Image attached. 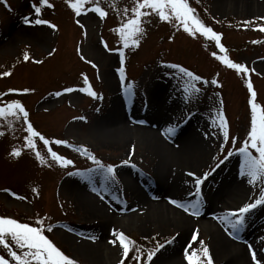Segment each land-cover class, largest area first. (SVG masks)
Wrapping results in <instances>:
<instances>
[{
	"label": "rangeland",
	"instance_id": "374dc122",
	"mask_svg": "<svg viewBox=\"0 0 264 264\" xmlns=\"http://www.w3.org/2000/svg\"><path fill=\"white\" fill-rule=\"evenodd\" d=\"M188 1L204 6L211 21V28L222 34L221 42L227 49L228 57L250 69L247 77L227 68L211 55L212 52L222 55L213 40L200 34L190 36L183 31L181 25L175 22H161L156 15L143 18L141 26L145 31L144 35L139 37L138 46L124 48L116 29L122 22L131 18L135 0H99V6L107 12L103 19L92 12L77 17L65 0H48L54 7H47L41 4L40 0H0V93H7L9 89L34 90L27 94L21 92L0 96V101L20 100L29 113V122L33 128L50 142L59 139L67 141L70 145L87 147L105 165H117L115 182L104 180L99 172L90 175L92 180L98 179L99 184L96 187L100 197L106 202L115 199L113 203L123 207L134 202L131 183L126 179L135 177L143 182L153 183L154 177L158 176L157 162L137 144L130 164L122 165L123 160L129 159L130 149L97 140L92 135L95 122L93 125L87 123L110 106L116 94L115 90H118L119 95L130 98V109L139 119L150 115L147 90L151 76L157 74V79L168 81V92L161 98L163 103L168 109H176L173 117L168 116L171 123L169 126L177 131L190 121V124L200 125L202 134L207 138L206 153L200 156L199 165L192 168V172L202 176L204 172L214 168L228 151L233 152V155L220 168L211 172L203 183L200 216L188 215L170 203L166 204L161 195L157 194L153 196L152 203L156 206L170 205L188 220L189 225L182 227L172 221L155 220L151 211L139 215L131 210L119 209L108 231L104 233L106 238L97 255L90 256L84 251L73 252L61 241L58 234L66 232L79 240L91 243L101 236L102 220L92 218L78 208L74 198L67 191L70 179L78 175L69 176L68 172L80 171L89 175L85 170L95 168V165L72 147L55 143L45 145L39 137L34 138V150L25 147L24 138L28 133L22 116L6 115L0 117V132L3 133L0 135V217L13 218L31 226H37V219H43L45 227L49 224L55 225L53 231H46L45 235L57 248L66 249V255L78 264H119L121 249L118 244L114 246L109 243L113 239V229L123 231L129 238L137 239L142 248L141 264L147 261L149 250L154 249L157 242L165 244V247L153 256L151 264H159L174 256L183 258V264H188L184 249L196 228L199 229V237L198 241L192 244V249H199V240L204 241L213 264H230L226 259L231 257L219 251V234L225 240L236 243V249L240 248L246 254L247 264H253L249 245L255 244L253 251L256 252L257 259L263 256L264 206L246 214L245 224L238 232H233L230 228L226 230V225L217 218L253 202L259 198L260 189L264 187L260 183L249 185L246 177L240 175L243 157L238 151L243 146L251 125L252 113L248 103L251 97L246 80L251 81L257 93L256 103L260 106L257 109L258 119L261 108H264V32L259 30L264 26V19H259L264 17V12L249 13L236 9L231 3L222 6L216 0ZM33 5L40 8L39 15ZM95 6L94 0L85 4L86 9ZM25 17L32 23H25ZM36 19L50 21L56 28L53 29L47 24L37 25L34 23ZM77 20L84 25L83 29L76 23ZM245 21L249 23L245 24ZM216 24L224 25L218 27ZM252 41L258 43L254 44ZM105 43L107 48L104 47ZM77 48L80 49L79 53ZM53 49L54 53L49 55ZM117 49H122L125 53L123 65L120 63ZM25 53L29 56L28 61L23 59ZM80 55H83L85 60H81ZM36 60L42 63H35ZM86 61H92L97 67L93 68ZM8 63L14 65L4 72H10L11 75L3 76V67ZM173 63L188 68L204 79H218L222 87L210 84L205 86L198 82L197 86L201 88V92L186 98L185 84L179 78L177 70L166 67ZM120 67L125 68L123 84L119 78ZM108 77L114 82H119V89L109 87ZM128 83L135 85L132 95L125 94L123 85ZM69 87L76 91L63 93V90ZM88 87L102 99H93L86 91H79ZM56 92L63 94L56 96ZM220 100L223 101L222 110L229 126L230 138L227 141L223 139L220 129L213 124L216 112L221 108ZM81 116L86 119H79ZM173 138L180 137L174 134ZM14 147L22 149V155L18 158L9 155ZM173 147H178V144H173ZM49 148L71 159L74 165L65 168L52 161ZM36 151L45 157L48 164L39 163L35 156ZM252 151L255 154L254 150ZM49 164L51 166H48ZM183 178L186 189L176 199L192 200L194 197L189 193L194 191L193 180L186 174ZM242 183L245 186L242 187ZM223 187L235 195L213 210L215 223L209 224L207 219L211 214L207 211V205ZM34 188L36 192H33ZM173 237V243L167 244L166 241L172 240ZM9 244L20 254L21 250L11 241ZM0 255L8 259L10 264H14L6 249L0 247ZM134 255L136 253L133 250L125 264H136L132 259ZM259 260L264 264V257Z\"/></svg>",
	"mask_w": 264,
	"mask_h": 264
},
{
	"label": "snow or ice",
	"instance_id": "6c2138e0",
	"mask_svg": "<svg viewBox=\"0 0 264 264\" xmlns=\"http://www.w3.org/2000/svg\"><path fill=\"white\" fill-rule=\"evenodd\" d=\"M41 4L46 5L47 7H54L48 3V0H40ZM68 7L75 13L77 17L87 14V12H92L98 14V16L103 19L107 16V12L99 6V0H94L96 3L95 7L85 8V4L89 0H65ZM34 10L37 15L40 14V8L33 5ZM127 15V9L125 10ZM156 15L159 17L161 22L168 23H177L183 27V31L190 36L195 37L197 34L202 35L205 38H210L215 41L216 47L219 49L222 55H217L216 52H212L211 55L215 57L216 60L220 61L229 69L235 70L237 73L241 74L242 77H247L250 73V69L243 63L233 62L227 55V49L221 43L222 34H218L213 31L211 27H207L204 23L195 15V10L189 6L188 0H135V6L131 9V18L127 19L126 22H122L121 26L116 29L119 32L121 40L123 42V47L128 48L130 46H138L139 37L144 35V28L141 26L144 22L143 18L151 17ZM259 19H264L261 17ZM25 23H32L27 17L24 19ZM37 25L47 24L49 27L55 29L56 25L51 24L50 21L43 19H36L34 21ZM76 23L83 29L84 25L80 23L79 20ZM248 24V21L244 22ZM259 30L264 32V26L260 27ZM252 43H258V41H252ZM104 47L107 48V44H104ZM55 49L49 52V55L54 53ZM120 56L121 65L124 64L125 53L122 49H117ZM77 52H80V49L77 48ZM23 59L25 61L29 60L27 53L24 54ZM81 60H85L83 55H80ZM35 63H42V61L36 60ZM91 64L93 68H96L97 65L92 61H86ZM166 67L171 69H176L179 75V78L184 81V93L186 98L190 97L193 94H199L201 88L197 86V83H202L203 85H212L216 87H222L219 84L218 79H204L200 75L194 74L188 68L183 67L179 64H168ZM120 81H125V68L120 67L118 69ZM3 76H10V72H4ZM219 74H217L218 76ZM85 83L87 84V79L85 78ZM124 90L126 95H132L134 84L128 83L124 84ZM246 87L250 93V99L248 101L251 107V125L250 130L247 133V138L243 142V146L238 149L240 155L243 157L241 164L240 175L246 177L249 185H256L260 183L264 186V108H261V114L259 119L257 117V109L260 106L256 103L257 93L253 88V84L250 80H246ZM29 91H34L30 89H9L7 93H0V96H6L14 93H24L27 94ZM76 91L74 88H65L63 93H71ZM79 91H86L87 94L93 99H102L95 91L91 90L90 87L79 89ZM63 93L56 92V96H61ZM219 97V94H217ZM0 117H5L6 115H12L16 117L22 116L24 122L27 125L26 131L28 133L25 136V147L29 149H35L36 145L34 143V138L39 137L40 140L44 142L45 145L50 143H55L57 145H64L66 147H72L74 150L80 152L88 160L95 165V168H88L85 170L89 175H84L80 171L77 172H68L69 176L80 175L83 179L89 180L91 182V173L99 172L104 180L116 181V168L117 165H105L101 160L91 153L87 147L84 146H75L68 144L65 140H55L49 141L45 139L40 133H38L29 122V113L25 109L24 105L20 100H10L7 102L0 101ZM221 108L217 110L216 116L213 119V124L216 125L223 134V139L225 141L229 140V126L226 119V116L222 110L223 101L220 100ZM99 111V109H97ZM79 119L84 120L85 117L81 116ZM176 129L172 126H169L165 130V135L171 136L174 135ZM0 135H3L0 132ZM207 135V134H206ZM223 150V146H221ZM255 154H253V151ZM49 155L52 161L60 164L62 167L67 168L68 166L74 165V162L71 159H68L62 155H59L57 152L52 151L51 148L48 149ZM135 154V145L130 149L129 159L123 160L122 165H129L131 156ZM9 155L13 158H18L22 155L21 148H12ZM233 155L232 151H228L227 155L223 159H219L218 163L215 164V167L210 171L204 172L202 176H198L195 172L189 171L186 175L192 178L194 183V191L190 192L189 195L193 196L194 199L188 201H182L178 199H169V203L175 206L177 209L182 210L184 213L198 217L200 216V207H201V190L202 185L211 172H214L216 169L220 168L221 165L225 163ZM36 159L41 165L48 164V161L44 156L41 155L39 151L35 152ZM48 166H51L50 164ZM135 167V165H131ZM37 190L34 188L33 192ZM93 192H96V188H92ZM99 195V193H97ZM15 196V194L13 193ZM19 199H24V197H18ZM103 199V197H101ZM264 206V187L260 189L259 198H256L253 202L246 203L242 207H239L237 210L226 212L223 216L218 217L227 228H230L233 232H238L245 224L246 214H249L252 210L257 207ZM37 226H31L28 223H20L13 218L0 217V247L7 250L8 256L14 262V264H78L74 259L69 258L65 255L59 248H57L53 242L45 235V232L53 231L55 225L49 224L47 227L44 226L43 219L36 220ZM70 230V229H69ZM178 235V234H177ZM113 239L109 241L110 244L116 246L119 245L121 249V258L119 264H125V260L129 258V253L135 251L136 255L132 257L136 264H141V253L142 248L138 246L135 241L130 239L125 235L123 231H117L116 229L112 230ZM199 229L196 228L193 230L191 235V240L187 247L184 249V256L188 264H213L208 247L204 244V241L199 240V249H192V244L198 241ZM88 239L94 240L95 237H88ZM175 237L172 240L166 241L167 244L173 243ZM9 241H11L15 247L20 251V254L17 251L13 250L10 246ZM165 247V244L157 242L154 249L149 250L147 261H144V264H151L153 256ZM192 249L191 251H189ZM249 251L251 254V260L253 264H261V260L257 259V254L252 250L251 245H249ZM0 264H10L8 259H5L4 256L0 255Z\"/></svg>",
	"mask_w": 264,
	"mask_h": 264
},
{
	"label": "bare ground",
	"instance_id": "6f19581e",
	"mask_svg": "<svg viewBox=\"0 0 264 264\" xmlns=\"http://www.w3.org/2000/svg\"><path fill=\"white\" fill-rule=\"evenodd\" d=\"M222 6L233 4L238 10L247 12H264V0H216ZM149 87L147 90L149 109L151 114L138 118L133 110L130 109L128 97L119 95L118 90H115L110 106L102 112H99L87 125L95 126L92 129V135L97 140L103 143H109L119 148L131 149L133 145H140L144 152L151 155L153 160L157 162L158 176L154 177V182H143L135 177L127 178V182L131 183L132 194H134V202L132 205L120 207L109 200H101L92 188L97 187V180L83 179L82 176H74L70 179V184H67V191L74 198L78 208L85 214L102 220L100 234L95 241L88 243L77 239L72 235L59 233L61 241L67 245L73 252H83L88 255H97L100 245L105 241V234L114 221L116 213L119 209L131 210L136 214H145L151 211V216L155 220L172 221L182 227L189 225L188 220L182 216L176 209L172 208L169 199H176L186 189L185 178L183 175L192 168L199 165V158L206 153L207 138L202 134V127L198 124H190V121L184 125L181 130L175 132L180 138L174 139V135H165V130L171 125L168 116L173 117L176 109H168L163 103L162 96H166L168 92V81L161 78L157 79V74L151 76ZM108 85L111 89L116 87L119 89V82H114L108 77ZM201 133V134H200ZM176 138V137H175ZM177 143L178 147L174 148L173 144ZM125 176V175H124ZM241 186H245L244 183ZM161 195L162 200L166 204L152 203L154 195ZM234 192L224 188L217 194L211 203L207 205V211L210 212V217L207 219L209 224H214L215 213L214 209L223 201H229L234 197ZM108 201V200H107ZM211 210V211H210ZM105 233V234H104ZM256 241V240H254ZM255 243V242H254ZM259 243V242H258ZM218 244L220 252L230 256L231 259H226L230 264H247L248 259L246 254L240 249H236V243L227 241L219 234ZM253 244V242L251 243ZM255 245V244H253ZM252 246V250L255 246ZM263 256H259V259ZM159 264H183V258L174 256L169 260L161 261Z\"/></svg>",
	"mask_w": 264,
	"mask_h": 264
},
{
	"label": "trees",
	"instance_id": "16d2710c",
	"mask_svg": "<svg viewBox=\"0 0 264 264\" xmlns=\"http://www.w3.org/2000/svg\"><path fill=\"white\" fill-rule=\"evenodd\" d=\"M188 3H189V6L195 10V15L204 23V25H206L207 27H211L210 26L211 21H210L209 15H208L206 9L204 8V6H202L201 4H196V3H193V2H189V1H188ZM216 25L219 27V26H223L224 24H216ZM213 31L216 32L214 29H213ZM216 33H218V32H216ZM218 34H220V33H218ZM221 39H222V37H221ZM17 61L18 60H16V62ZM13 65H14V63H8V64H6L3 67L2 72H4V70L7 69L8 67H12ZM130 239H132L133 241H135V243L138 246H140L139 243H138V241H137V239H135L133 237H131ZM61 249H62L61 251L65 255L68 254V252L66 251V249H63V248H61ZM141 255H142V253H141Z\"/></svg>",
	"mask_w": 264,
	"mask_h": 264
}]
</instances>
